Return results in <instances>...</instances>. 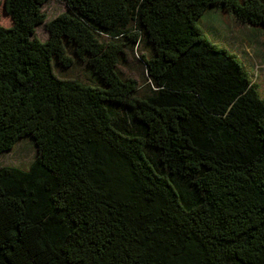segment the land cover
Segmentation results:
<instances>
[{
    "label": "trees",
    "instance_id": "16d2710c",
    "mask_svg": "<svg viewBox=\"0 0 264 264\" xmlns=\"http://www.w3.org/2000/svg\"><path fill=\"white\" fill-rule=\"evenodd\" d=\"M62 1L45 41L50 0L3 4L0 155L35 152L0 167V264H264V97L199 25L264 0Z\"/></svg>",
    "mask_w": 264,
    "mask_h": 264
},
{
    "label": "rangeland",
    "instance_id": "374dc122",
    "mask_svg": "<svg viewBox=\"0 0 264 264\" xmlns=\"http://www.w3.org/2000/svg\"><path fill=\"white\" fill-rule=\"evenodd\" d=\"M4 0H0L1 23L8 24L7 17L3 13ZM47 15L45 22L37 26L35 34L38 38L45 41L48 37L46 24L57 15L66 11V5L62 0H50L43 7ZM201 21V22H200ZM199 21V25L207 35L216 43L228 47L234 52L253 73L255 83L259 84V91L264 97V30L252 28L238 23L227 13L218 10H211ZM124 72L132 77H140L139 67L135 65L131 57L128 56L127 68ZM73 75L80 80H86L83 68L74 70ZM142 83V78H139ZM35 149L31 141H23L10 152L0 155L1 166H23L34 156Z\"/></svg>",
    "mask_w": 264,
    "mask_h": 264
}]
</instances>
